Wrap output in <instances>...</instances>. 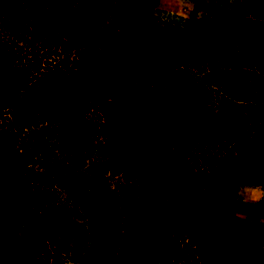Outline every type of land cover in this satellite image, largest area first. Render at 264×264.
I'll list each match as a JSON object with an SVG mask.
<instances>
[{"label": "trees", "instance_id": "16d2710c", "mask_svg": "<svg viewBox=\"0 0 264 264\" xmlns=\"http://www.w3.org/2000/svg\"><path fill=\"white\" fill-rule=\"evenodd\" d=\"M133 1L116 0L85 28L59 11L80 13L66 0H0V264H74L78 254L71 239L85 223L37 159L46 138L69 174L118 177L123 233L111 264L151 256L177 264L185 247L201 264L238 263L236 230L218 225L217 179L228 168L261 171L264 123L238 148L221 149L247 115L217 106L214 85L245 88L246 79L208 70L216 55L150 36ZM250 1L264 12V0ZM261 30L238 26L243 50L260 44ZM188 73L199 75L193 90L184 88Z\"/></svg>", "mask_w": 264, "mask_h": 264}, {"label": "rangeland", "instance_id": "374dc122", "mask_svg": "<svg viewBox=\"0 0 264 264\" xmlns=\"http://www.w3.org/2000/svg\"><path fill=\"white\" fill-rule=\"evenodd\" d=\"M115 1L95 0L87 10L80 0H66L80 13L68 6L59 11L70 10L72 22L80 20L77 24L93 28L104 21ZM133 6L150 36L164 39L174 50L216 55L217 58L207 63L208 70L230 69L246 79L245 88H230L216 81L214 100L219 107L239 109L247 115L244 125L220 142L221 149L229 145L238 148L252 138L264 123V12H254L250 0H134ZM241 23L262 28L260 44L248 51L237 40ZM213 29H218L216 35H208ZM211 46L220 51L211 50ZM184 80V88L193 90L199 75L188 73ZM56 145L53 138H46L37 159L53 174L63 198L70 204L72 218L85 223V229L71 239V244L79 249L78 254H71L73 263L111 264L119 252L123 233L119 206L112 195L116 194L118 177L101 171L85 174L84 169H79L81 173L69 174ZM261 180H264V161L258 174L243 167L228 168L218 175L217 182L223 193L218 225L236 230L237 264H264V183H259ZM140 264L164 263L151 256ZM177 264L201 263L195 251L185 247L183 258Z\"/></svg>", "mask_w": 264, "mask_h": 264}, {"label": "crops", "instance_id": "0c3cea01", "mask_svg": "<svg viewBox=\"0 0 264 264\" xmlns=\"http://www.w3.org/2000/svg\"><path fill=\"white\" fill-rule=\"evenodd\" d=\"M142 263V262H141Z\"/></svg>", "mask_w": 264, "mask_h": 264}]
</instances>
